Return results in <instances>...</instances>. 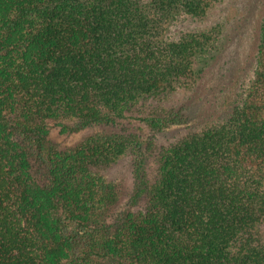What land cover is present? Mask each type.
I'll list each match as a JSON object with an SVG mask.
<instances>
[{
	"label": "trees",
	"instance_id": "trees-1",
	"mask_svg": "<svg viewBox=\"0 0 264 264\" xmlns=\"http://www.w3.org/2000/svg\"><path fill=\"white\" fill-rule=\"evenodd\" d=\"M223 1L0 0V264H264V10L226 107L170 105L227 44L175 26Z\"/></svg>",
	"mask_w": 264,
	"mask_h": 264
},
{
	"label": "rangeland",
	"instance_id": "rangeland-1",
	"mask_svg": "<svg viewBox=\"0 0 264 264\" xmlns=\"http://www.w3.org/2000/svg\"><path fill=\"white\" fill-rule=\"evenodd\" d=\"M263 10L264 0H224L206 17L205 23H197L191 18H185L175 26V29L179 30L197 24L208 25L221 22L227 44L219 60L209 67L202 83L192 91H181L175 94L170 105L184 107L185 114L192 121L216 115L226 107L227 101L234 91L236 78L238 79L239 75L243 73L251 72L257 27ZM185 131L183 130L181 133ZM92 132L93 129H87L67 134L63 132L61 125H53L49 141L61 146H68L84 139ZM145 134L150 136L152 131L147 130ZM154 137L159 147L169 143L175 136L162 133L154 135ZM149 164L151 168L156 166L154 157L150 159ZM106 172L110 179L124 186L127 192L132 189L134 172L131 157H123L116 164L107 168Z\"/></svg>",
	"mask_w": 264,
	"mask_h": 264
}]
</instances>
